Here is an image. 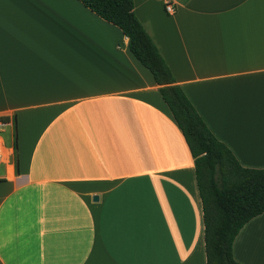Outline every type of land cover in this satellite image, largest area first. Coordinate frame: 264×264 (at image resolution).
I'll return each mask as SVG.
<instances>
[{"label":"crops","instance_id":"obj_1","mask_svg":"<svg viewBox=\"0 0 264 264\" xmlns=\"http://www.w3.org/2000/svg\"><path fill=\"white\" fill-rule=\"evenodd\" d=\"M133 3L209 131L263 169L264 0ZM4 117L0 264H206L193 157L119 28L79 0H0ZM232 254L264 264V212Z\"/></svg>","mask_w":264,"mask_h":264},{"label":"trees","instance_id":"obj_2","mask_svg":"<svg viewBox=\"0 0 264 264\" xmlns=\"http://www.w3.org/2000/svg\"><path fill=\"white\" fill-rule=\"evenodd\" d=\"M79 1L129 39L130 52L152 75L184 137L201 200L206 264H239L232 254L233 242L248 221L264 212V168L242 167L209 131L136 17L133 0Z\"/></svg>","mask_w":264,"mask_h":264},{"label":"rangeland","instance_id":"obj_3","mask_svg":"<svg viewBox=\"0 0 264 264\" xmlns=\"http://www.w3.org/2000/svg\"><path fill=\"white\" fill-rule=\"evenodd\" d=\"M14 130L11 127H5L4 132L1 133V138L3 140L4 148L7 150L12 149L14 142ZM11 161V160H10ZM5 167L4 165L0 166V168Z\"/></svg>","mask_w":264,"mask_h":264},{"label":"built area","instance_id":"obj_4","mask_svg":"<svg viewBox=\"0 0 264 264\" xmlns=\"http://www.w3.org/2000/svg\"><path fill=\"white\" fill-rule=\"evenodd\" d=\"M166 11L171 12L172 8L170 6H166ZM9 126L8 120H2L0 118V165L3 164V158H4V151L6 150L3 145V140L1 138V133L4 132V128Z\"/></svg>","mask_w":264,"mask_h":264},{"label":"water","instance_id":"obj_5","mask_svg":"<svg viewBox=\"0 0 264 264\" xmlns=\"http://www.w3.org/2000/svg\"><path fill=\"white\" fill-rule=\"evenodd\" d=\"M97 199H98V198L95 196V197H94V200H97Z\"/></svg>","mask_w":264,"mask_h":264}]
</instances>
